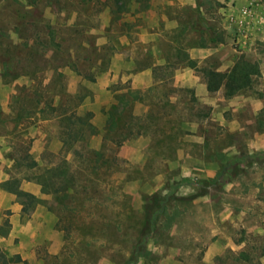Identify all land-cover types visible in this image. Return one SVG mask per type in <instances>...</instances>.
<instances>
[{
    "label": "rangeland",
    "instance_id": "1",
    "mask_svg": "<svg viewBox=\"0 0 264 264\" xmlns=\"http://www.w3.org/2000/svg\"><path fill=\"white\" fill-rule=\"evenodd\" d=\"M238 57L251 87L209 93ZM263 238L264 0H0V264H264Z\"/></svg>",
    "mask_w": 264,
    "mask_h": 264
},
{
    "label": "trees",
    "instance_id": "2",
    "mask_svg": "<svg viewBox=\"0 0 264 264\" xmlns=\"http://www.w3.org/2000/svg\"><path fill=\"white\" fill-rule=\"evenodd\" d=\"M121 2L123 0H115ZM189 67H196L192 60L188 61ZM202 75L205 81L206 90L214 93L220 89L223 90L225 97H231L236 93L251 87L254 76L258 74V66L255 62L238 57L231 68L220 72L210 68H202ZM70 117V116H68ZM264 254V238L260 255ZM238 258L248 260L244 252H239Z\"/></svg>",
    "mask_w": 264,
    "mask_h": 264
},
{
    "label": "crops",
    "instance_id": "3",
    "mask_svg": "<svg viewBox=\"0 0 264 264\" xmlns=\"http://www.w3.org/2000/svg\"><path fill=\"white\" fill-rule=\"evenodd\" d=\"M205 89H206V86H205Z\"/></svg>",
    "mask_w": 264,
    "mask_h": 264
}]
</instances>
